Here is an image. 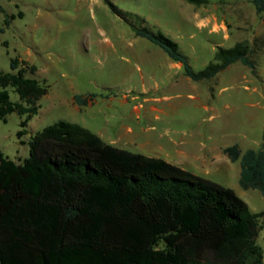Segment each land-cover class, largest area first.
I'll use <instances>...</instances> for the list:
<instances>
[{
  "label": "trees",
  "instance_id": "trees-1",
  "mask_svg": "<svg viewBox=\"0 0 264 264\" xmlns=\"http://www.w3.org/2000/svg\"><path fill=\"white\" fill-rule=\"evenodd\" d=\"M251 3L257 15L264 13V0ZM12 19L6 15L5 25ZM139 20V27L131 24L133 33L180 63L194 82L235 63L254 68L251 46L240 41L217 47L212 61L194 71L175 41ZM10 68L0 71V121L23 118L21 136L49 86L26 61L11 59ZM9 87L19 101H10ZM27 146L21 164L0 152V264H263L256 239L264 213L252 212L232 189L116 148L63 120L30 136ZM223 153L239 162L241 189L264 197V128L257 149L233 145Z\"/></svg>",
  "mask_w": 264,
  "mask_h": 264
},
{
  "label": "rangeland",
  "instance_id": "rangeland-1",
  "mask_svg": "<svg viewBox=\"0 0 264 264\" xmlns=\"http://www.w3.org/2000/svg\"><path fill=\"white\" fill-rule=\"evenodd\" d=\"M251 1L207 0L195 6L185 0H0L4 10L0 11V71L11 73V59L23 60L35 66V77L49 86L23 135H18L23 118L11 114L6 123L0 121V152L23 163L30 136L60 120L94 132L107 123L106 135L111 138L121 124L150 129L153 144L172 150L190 133H195L194 138L184 137V149L197 150L200 143L211 142L209 136L227 147L238 145L241 151L257 149L264 125V13L257 15ZM6 15L14 16L7 26ZM139 19L150 31L175 41L194 71L212 61L217 47L229 48L240 41L251 46L254 68L235 63L208 81L194 82L182 75L176 84L160 85L149 95L162 100L165 114L149 121L141 109L137 124L133 105L138 101L121 106L117 102L121 94L114 100L100 97L139 89L140 62L134 53L142 50L143 42L146 51L161 50L144 38L130 42L135 36L131 24L139 27L143 24ZM144 78L154 88V82ZM7 91L10 101H19L13 88ZM74 94H94L98 103L77 109L70 102ZM239 174V162L227 161L196 175L232 189L252 212L264 213V197L257 190L241 189ZM260 225L256 242L264 264V216Z\"/></svg>",
  "mask_w": 264,
  "mask_h": 264
},
{
  "label": "crops",
  "instance_id": "crops-1",
  "mask_svg": "<svg viewBox=\"0 0 264 264\" xmlns=\"http://www.w3.org/2000/svg\"><path fill=\"white\" fill-rule=\"evenodd\" d=\"M139 39L143 38L133 35L130 42L132 41L133 43H135L137 41H140ZM142 47L143 48L140 52L134 53V56L140 62L137 69L140 74V80L142 82L141 87L139 89L137 88L136 91H134V89H129L127 91L119 92L116 95L109 94L108 96H106L105 94V96L100 97L101 99L114 100L115 98L119 97V94H121L120 98H118L117 101L121 106L128 104L129 100L131 102L138 101L137 104L133 105V114H135V121L137 124L140 120L141 109L144 110L143 115L146 120H160V115L165 114V107H163V102L161 99H152L150 97L149 94L151 90L158 92L160 90V85L167 84L168 86H171L174 83L176 84L178 81V77L184 75L182 65L180 63L173 62L168 56H166L164 52H161L162 50L152 48L153 51H146L144 42ZM158 74H160V77L158 76ZM144 77H147L151 79L152 82H154V88L148 87L145 84ZM186 78L189 79L188 77ZM134 92L135 95L131 96L130 94ZM75 96H81L82 98L87 99V103L85 105H78L74 100ZM140 98L142 99L139 100ZM97 99V96L94 94H74L71 97L70 102L74 104L77 109L81 110L82 108L92 107L97 104ZM204 109H207V107L204 106ZM262 109L264 112V106L262 107ZM125 117L126 116L122 114L121 118L124 119ZM106 125L107 126L104 129L97 130L95 132L93 130L90 131L100 137L105 143L110 144L116 148L127 150L132 153H139L147 157L163 159L193 174L208 172L211 165H214L218 162L230 161L223 153V149L227 146L221 145L212 140V136H209L208 140H211V142H209L208 144L200 143L197 150H195V148L189 150L182 148V146L186 144V141H184L183 139L184 137L186 139L187 136L189 138H194L195 133H190L189 135L184 134L180 142L175 144L176 148L172 150L171 147H167L165 144H153L152 136L148 134L150 129H133L130 125L121 124V126L115 128L116 136L114 138H111L106 135V132L109 128V125L107 123ZM263 128L264 125L261 128V131H263ZM166 132H169V130H167ZM140 137H142V141L138 142L137 139ZM161 137H163V135H161L160 138ZM260 142L258 143V146Z\"/></svg>",
  "mask_w": 264,
  "mask_h": 264
}]
</instances>
